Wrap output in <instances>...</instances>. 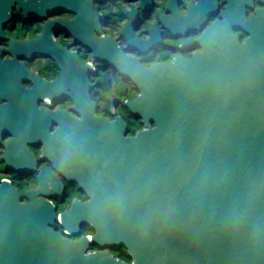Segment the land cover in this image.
Returning <instances> with one entry per match:
<instances>
[{"label":"water","instance_id":"95a60500","mask_svg":"<svg viewBox=\"0 0 264 264\" xmlns=\"http://www.w3.org/2000/svg\"><path fill=\"white\" fill-rule=\"evenodd\" d=\"M260 2L224 0L190 57L150 67L130 57L117 64L138 93L127 106L143 129L126 137L127 126L116 118L105 137L96 134L91 159L107 174L94 180L84 212L73 209L60 218L65 226L89 223L94 240L125 246L130 262L106 251L87 254V238L72 242L50 228V204H20V194L4 180L0 264H264ZM215 10L213 0H199L180 29L202 28ZM80 40L91 43L88 36ZM40 42L29 43L31 51ZM155 42L142 41L143 49ZM41 174L48 176L44 169ZM45 189L40 177L38 191Z\"/></svg>","mask_w":264,"mask_h":264},{"label":"flooded vegetation","instance_id":"af4514ba","mask_svg":"<svg viewBox=\"0 0 264 264\" xmlns=\"http://www.w3.org/2000/svg\"><path fill=\"white\" fill-rule=\"evenodd\" d=\"M198 2L0 0V184L10 182L20 204H50L55 211L50 228L72 242L87 238V254L106 251L130 262L125 246L94 240L89 223L65 226L60 218L73 209L84 212L94 180L107 174L91 159L96 134L105 137L116 118L127 126L126 137L143 129L127 106L138 93L116 66L128 57L145 67L190 57L197 51L195 40L226 5L213 0L216 10L207 23L182 31ZM80 36L91 38L90 45ZM151 38L155 45L144 50L142 41ZM38 39L42 45L31 51L28 44ZM40 177L48 189L38 191Z\"/></svg>","mask_w":264,"mask_h":264}]
</instances>
